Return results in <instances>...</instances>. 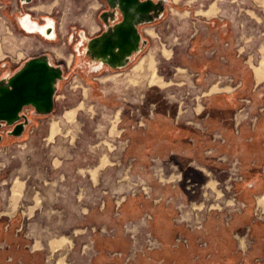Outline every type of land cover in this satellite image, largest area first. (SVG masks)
<instances>
[{
	"label": "rangeland",
	"instance_id": "obj_1",
	"mask_svg": "<svg viewBox=\"0 0 264 264\" xmlns=\"http://www.w3.org/2000/svg\"><path fill=\"white\" fill-rule=\"evenodd\" d=\"M107 11L113 9L106 0H33L32 5L0 0V80L44 55L64 72L51 113L25 106L28 122L21 136L10 133L15 125L0 128V177L6 178L0 194L18 211L22 233L30 237L24 242H37L42 249L43 264H85L91 252L88 223L99 217L92 212L111 202L120 206L131 194H150L149 180L166 182L167 172L179 173L173 161L158 158L148 159L147 167V157L138 153L157 101L172 108L178 122L195 124L210 94L237 87L230 75L195 71V58L189 57L193 40L209 32L218 37L221 27L229 46L252 68L264 61V0H169L161 17L139 26L148 44L132 55L127 68L95 72L86 45L104 32ZM26 14L41 23L47 16L54 19L56 40L21 30L18 18ZM82 31L84 42L77 37ZM153 76L170 84L154 85ZM263 96L264 81L243 109L250 123L263 109ZM229 164L226 179L208 176L212 182L201 186L199 201H177L181 212L193 214L185 220L189 225L201 226L207 210L235 207L239 161ZM138 234L135 246L140 245ZM55 240L62 243L58 250L51 246Z\"/></svg>",
	"mask_w": 264,
	"mask_h": 264
},
{
	"label": "crops",
	"instance_id": "obj_2",
	"mask_svg": "<svg viewBox=\"0 0 264 264\" xmlns=\"http://www.w3.org/2000/svg\"><path fill=\"white\" fill-rule=\"evenodd\" d=\"M222 30L218 37L209 32L194 38L189 57L195 58L198 74L230 75L239 82L237 87L210 94L195 124L178 122L173 109L157 101L154 117L141 132L138 153L147 157V167L148 159L158 158L173 161L179 173L167 172L166 182L149 180L150 194H131L120 206L111 202L92 212L99 217L88 223L92 225L91 252L85 264H264V209L259 205L264 195V96L255 122L247 121V114L242 113L264 80L259 81L249 62L229 46L228 34ZM232 160L239 161L240 173L233 183L235 207L207 210L200 227L189 225L185 220H192L193 214L181 212L177 201H199L201 186L212 182L208 176L226 179ZM5 179L0 177L1 185ZM145 215L159 246L150 252H134L135 237L127 225L140 222ZM18 217V211L0 194V264H43L37 242H24L23 237H30L22 233ZM138 239L142 244V237ZM61 245L51 242L55 250Z\"/></svg>",
	"mask_w": 264,
	"mask_h": 264
},
{
	"label": "water",
	"instance_id": "obj_3",
	"mask_svg": "<svg viewBox=\"0 0 264 264\" xmlns=\"http://www.w3.org/2000/svg\"><path fill=\"white\" fill-rule=\"evenodd\" d=\"M106 1L113 11L102 14L105 30L100 36L88 39L86 53L92 60L103 59L104 64L115 67L139 52L144 40L138 28L162 16L165 0ZM117 14H121V20L115 22ZM62 77L63 69L51 65L44 55L28 60L7 81L0 80V128L3 123L15 125L10 133L21 136L28 122L20 121L25 106L31 105L39 113H51L56 84Z\"/></svg>",
	"mask_w": 264,
	"mask_h": 264
},
{
	"label": "bare ground",
	"instance_id": "obj_4",
	"mask_svg": "<svg viewBox=\"0 0 264 264\" xmlns=\"http://www.w3.org/2000/svg\"><path fill=\"white\" fill-rule=\"evenodd\" d=\"M168 1L169 0H165L164 10H165V5H166V3ZM161 12L162 11H159V14H161ZM27 16L30 17L31 15L27 14ZM46 19H47V24H40V29L37 31V34L39 33L41 36L46 37L49 40H56L57 33H56L55 20L51 19L50 17H47ZM49 19H51V21H49ZM28 24H30V20H28V22H26V27H25V25L23 23H22L21 27L23 28V30H25V32L31 33L30 30H32V28H28ZM32 24H34V22H32ZM138 30H139V28H138ZM139 32H140V30H139ZM143 44L144 45L148 44V41L144 40ZM144 45H143V47H144ZM141 50H142V47L140 46V50L139 51H141ZM45 56L47 57L49 63L51 65H54L53 61L50 60L49 56H47V55H45ZM131 58H132V56L128 60H123L125 63L122 62L121 65H118V66H115V67H112V68H125V67H127L128 65H130V62H132ZM93 62H94L93 65H94V71L95 72L101 71L103 65H105L103 59H100V61L98 62V61H95V59L93 58ZM253 70H254L256 78L259 81L264 80V61L261 62L259 65H255L253 67ZM63 75H64V72H63ZM10 77L11 76L8 75L3 80L7 81ZM151 83L154 84V85H160V86H163L164 83H166V85L170 84V83L162 81L161 78H159V76H153L152 79H151ZM56 90H57V84H56ZM70 116H71V114H70ZM22 119H23V117L21 116L20 120H22ZM26 120H28V118H26ZM25 130H26V124H25V127H24V131ZM57 130H58V127L56 125H53L52 133L55 134L57 132ZM259 205L262 207V209H264V195L259 198Z\"/></svg>",
	"mask_w": 264,
	"mask_h": 264
},
{
	"label": "built area",
	"instance_id": "obj_5",
	"mask_svg": "<svg viewBox=\"0 0 264 264\" xmlns=\"http://www.w3.org/2000/svg\"><path fill=\"white\" fill-rule=\"evenodd\" d=\"M19 1L21 3V0H19ZM148 219H149V216L147 215V216H144L143 218H141L140 224H142V225L138 224V225H133L132 227L130 226V224L127 225V230L129 232H132L131 235L133 237L135 235V232L142 233V234H138V235H140V237L143 238V243L138 245V246L137 245L134 246V252H141V253L150 252L159 246V241L157 240V238H155L152 235V233L149 231V229L147 227ZM198 224H200V223L198 222ZM199 226L200 225H196L195 227H199ZM135 229L137 231H134Z\"/></svg>",
	"mask_w": 264,
	"mask_h": 264
},
{
	"label": "flooded vegetation",
	"instance_id": "obj_6",
	"mask_svg": "<svg viewBox=\"0 0 264 264\" xmlns=\"http://www.w3.org/2000/svg\"><path fill=\"white\" fill-rule=\"evenodd\" d=\"M155 2L157 1V0H154ZM21 3H22V5H32L33 4V0H21ZM117 15H120L121 16V14H117ZM47 17H49V16H47ZM46 17V18H47ZM45 18V20H44V22H38V21H36V20H34L33 19V17L32 16H30V17H28L27 16V14L26 15H24V16H21V17H19L18 18V24L20 25V29L22 30V23L25 25V27H26V22H28V20H30V24H28V28H32V30H30V32L31 33H33V34H37V31L40 29V24H47V19ZM51 18V17H50ZM52 19V18H51ZM51 19H49V21H51ZM32 22H34V24H32ZM36 23V24H35ZM36 32V33H35ZM38 35H40L39 33H38ZM41 36V35H40ZM42 38H44V39H46V40H49V39H47L46 37H43V36H41ZM77 37H78V39L80 40L81 38H83V42H84V39H86L87 38V34L83 31L82 32V34L79 36V35H77ZM50 41V40H49ZM143 45L144 44H140V46L141 47H143ZM131 60H132V58H131ZM123 63H125L124 61H123ZM129 66V65H128ZM127 66V67H128ZM105 67H108V68H110L107 64H105V65H103V67H102V69L103 68H105ZM127 67H125V68H127ZM102 69H101V71H102ZM112 69H124V68H112ZM21 115H22V117L23 116H26L25 114H23V112H21ZM22 122L24 121V118L21 120ZM25 132V131H24Z\"/></svg>",
	"mask_w": 264,
	"mask_h": 264
}]
</instances>
